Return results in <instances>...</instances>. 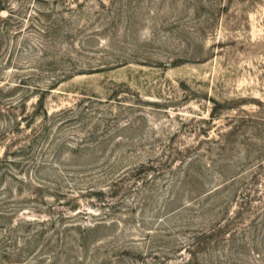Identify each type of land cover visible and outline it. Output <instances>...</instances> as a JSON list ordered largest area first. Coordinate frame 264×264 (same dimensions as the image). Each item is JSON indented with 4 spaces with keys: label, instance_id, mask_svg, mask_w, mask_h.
<instances>
[{
    "label": "rangeland",
    "instance_id": "obj_1",
    "mask_svg": "<svg viewBox=\"0 0 264 264\" xmlns=\"http://www.w3.org/2000/svg\"><path fill=\"white\" fill-rule=\"evenodd\" d=\"M0 264H264V0H0Z\"/></svg>",
    "mask_w": 264,
    "mask_h": 264
}]
</instances>
